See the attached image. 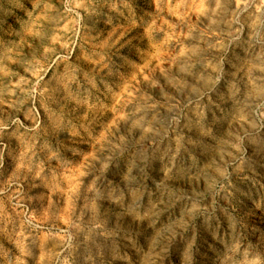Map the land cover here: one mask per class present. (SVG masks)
Returning <instances> with one entry per match:
<instances>
[{"label":"clouds","instance_id":"9594fccd","mask_svg":"<svg viewBox=\"0 0 264 264\" xmlns=\"http://www.w3.org/2000/svg\"><path fill=\"white\" fill-rule=\"evenodd\" d=\"M136 3V15L151 17L146 27L135 18L131 0H25L30 39L0 50V105L6 106L0 110V264H48L52 245L62 264H69L64 253L74 239L70 224L83 210L82 195L93 190L92 163L111 142L114 122L126 118L141 91L134 85L121 89L117 104L116 92L114 101L101 100L97 84L101 95L74 105L64 77L70 64L87 70L85 49L97 56L106 53L105 64L109 56L135 61L141 66L136 80L142 76L147 81L159 70L150 106L167 115V126L162 132L145 127L144 132L174 141L182 134L186 145H195L198 129L187 125L193 120L195 125L211 123L228 109L242 130L230 148L249 156L256 152L255 137L264 136V0ZM124 33L123 43L108 42ZM153 33L172 56L157 53L153 61L141 59L133 47L140 43L135 37L143 34L142 46L149 48ZM73 87H80L79 77ZM105 101L110 103L106 111ZM197 155L207 160L192 153L188 170L179 177L169 178L158 163L149 169L146 183L154 191L145 199L156 200L159 215L153 223H125L142 229L137 240L159 264H217L221 256L229 264H264V197L259 194L264 165L257 169L260 175L243 176L247 183L242 188L252 184L257 189L255 197L240 192L243 226L229 223L219 210L218 222L228 233L221 238L213 230L217 210L212 202L220 197L227 207L225 197L235 196L234 180L240 177L225 174L226 182H210L195 161ZM108 178L121 180L119 172ZM128 252V264H142L135 248Z\"/></svg>","mask_w":264,"mask_h":264},{"label":"rangeland","instance_id":"374dc122","mask_svg":"<svg viewBox=\"0 0 264 264\" xmlns=\"http://www.w3.org/2000/svg\"><path fill=\"white\" fill-rule=\"evenodd\" d=\"M131 7L135 18L146 27L151 17L147 13L143 17L135 14V10L139 7L136 0H131ZM26 11L25 0H0V50L15 47L22 38L30 39L27 37V29L31 21L25 14ZM127 36L128 33H124L123 36L114 34L108 42L115 40L120 44ZM150 39L152 46L145 48L142 46L145 36L141 34L135 37L140 43L134 42L133 47L139 50L142 60L153 61L157 53L162 58L173 55L157 33H153ZM103 47L102 45L101 48ZM83 56L90 61L87 70L79 63L70 64L64 77L72 102L77 107L85 100L101 95L96 91L97 84L102 86L101 100L106 98L107 101H114L113 92H116L117 104L122 95L119 92L121 89L127 90L134 85L141 91L137 93V99L128 107L126 118L114 122L115 127L109 133L112 137L111 142L104 145L103 151L98 153L97 160L92 163V171L95 175L93 190L82 195L83 210L70 224L74 239L69 242V247L64 253L69 257V264H128V250L132 248L143 257L142 264H159V261L153 259L154 253L148 252L146 247H141L137 240L142 229H136L132 223L125 221L134 219L136 223L142 221L144 224L155 222L159 215L156 210V200L145 199L149 192L154 191L146 183L149 169L158 163L161 171L168 172L169 178L179 177L188 170L192 162L190 159L192 153H200L207 157V160L201 161L200 156L197 155L195 161L202 164V174L210 182L213 180L226 182L225 174L240 177L234 180L235 196L225 197L227 207L220 197L212 202V206L217 210V214L213 216V230L218 237L225 238L228 235L223 224L218 222L221 208L229 223L242 227L244 218L240 192L243 191L252 197L257 194V189H254L252 184H248L247 189L242 188V182L247 183L243 181V176L246 173L260 175L257 169L264 165V136L255 137L253 133L258 147L252 155L234 152L230 144L242 130L237 123L238 117L228 109H223V114H218L211 123L195 125L193 120L187 125L196 126L198 129L195 145H186L182 134L174 141L170 138L161 139L152 132H144L145 127H151L155 132H162L167 126V115L150 106L155 92L153 81L159 79V70L156 69L151 73V78L147 81L142 76L136 80L141 66L135 61L123 57L117 61L109 56V61L105 64L101 60H108L106 53L101 51L99 56L92 55L87 49ZM76 77L80 78L79 88L73 87ZM109 88L112 91H109ZM163 95L161 91V96ZM5 107L0 105V110ZM104 107L106 111L110 103L105 101ZM111 107L113 111H120L119 106ZM63 118L60 114V120ZM100 118L98 115V119ZM21 119L24 117L21 116ZM201 130L203 135H199ZM104 165H107V168ZM117 172L121 176L119 183L108 178L110 173ZM71 179L72 177L69 176V180ZM165 187L167 185H162V188ZM259 194L264 197V189H261ZM155 195L162 198L161 192H156ZM106 201L108 205L105 204ZM234 208L240 209V212H233ZM47 254L48 264H62L63 258L59 257L56 245L47 248ZM133 259L136 257L133 256ZM217 264H229V262L221 256Z\"/></svg>","mask_w":264,"mask_h":264}]
</instances>
